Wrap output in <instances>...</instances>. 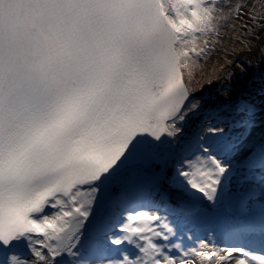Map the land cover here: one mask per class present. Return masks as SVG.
I'll return each instance as SVG.
<instances>
[{"label":"snow or ice","instance_id":"6c2138e0","mask_svg":"<svg viewBox=\"0 0 264 264\" xmlns=\"http://www.w3.org/2000/svg\"><path fill=\"white\" fill-rule=\"evenodd\" d=\"M0 264H264V0H0Z\"/></svg>","mask_w":264,"mask_h":264}]
</instances>
